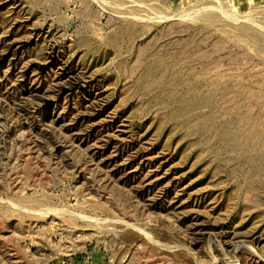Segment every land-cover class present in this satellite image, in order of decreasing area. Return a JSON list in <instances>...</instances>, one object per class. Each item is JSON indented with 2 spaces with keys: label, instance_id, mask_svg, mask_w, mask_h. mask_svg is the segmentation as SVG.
Masks as SVG:
<instances>
[{
  "label": "rangeland",
  "instance_id": "obj_1",
  "mask_svg": "<svg viewBox=\"0 0 264 264\" xmlns=\"http://www.w3.org/2000/svg\"><path fill=\"white\" fill-rule=\"evenodd\" d=\"M0 264H264V0H0Z\"/></svg>",
  "mask_w": 264,
  "mask_h": 264
}]
</instances>
